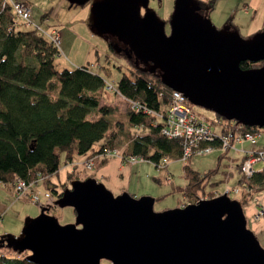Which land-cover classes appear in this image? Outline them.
Returning <instances> with one entry per match:
<instances>
[{
    "label": "water",
    "instance_id": "water-1",
    "mask_svg": "<svg viewBox=\"0 0 264 264\" xmlns=\"http://www.w3.org/2000/svg\"><path fill=\"white\" fill-rule=\"evenodd\" d=\"M68 1L81 6L93 0ZM149 2L94 0V26L160 70L163 84L191 104L264 128V65L241 67L264 61V31L244 37L218 28L197 0H175L167 31ZM155 202L127 191L114 194L95 177L76 179L55 201L73 208L74 223L61 224L43 210L26 219L18 236L0 241L31 252L28 259L37 264H264L242 202L228 193L164 211H155Z\"/></svg>",
    "mask_w": 264,
    "mask_h": 264
},
{
    "label": "trees",
    "instance_id": "trees-1",
    "mask_svg": "<svg viewBox=\"0 0 264 264\" xmlns=\"http://www.w3.org/2000/svg\"><path fill=\"white\" fill-rule=\"evenodd\" d=\"M197 1L203 14L210 17L213 1ZM48 16L49 12L42 15L43 19ZM15 20L12 7L0 0L1 183L12 186L17 178L26 181L42 179L58 199L70 187L69 182L80 179L79 170L74 168L68 172V184H62L61 190L57 189V184H51L50 177L59 172L61 160L69 163L74 161L75 156L85 155L86 160L94 159V166L101 165L109 158L98 156L107 150H118V140L122 135L127 136L123 161L130 156H140L159 166L166 157H182L183 138L165 135L162 120L155 116L156 112L166 110L164 107L169 104L172 92L163 84L160 70H153L151 63L138 61L130 47L118 40H110L112 54L126 62L125 65L115 64L122 72L116 80L115 91L129 101L139 102L138 110L129 105L124 115H116L114 105L102 104L101 91L106 81L100 73L93 72L87 66L58 69L55 58L60 48L35 28L16 29ZM232 29L237 30L235 27ZM263 65L264 61H244L241 67L250 69ZM244 128L253 133H260L262 129L258 126ZM209 144L219 146V141ZM225 157L231 158L232 163L237 160L228 153H222L219 160ZM243 160L244 157L237 164V170L240 173L238 183L246 188L244 201H241L244 205L254 188H264V168L258 167L256 173L246 178ZM218 168L219 165L201 173L185 164L183 196L186 202L193 204L202 198L216 196V191L207 187L219 184L212 181ZM223 173L227 178L234 174L232 169ZM55 201L41 204L42 211L56 206ZM0 242V248L12 251L10 254H0V264H37L28 259L31 252L18 253L8 248L4 241ZM102 264L111 263L104 260Z\"/></svg>",
    "mask_w": 264,
    "mask_h": 264
},
{
    "label": "rangeland",
    "instance_id": "rangeland-1",
    "mask_svg": "<svg viewBox=\"0 0 264 264\" xmlns=\"http://www.w3.org/2000/svg\"><path fill=\"white\" fill-rule=\"evenodd\" d=\"M22 1H26L30 6V19L33 24L27 25L20 22L16 29L31 30L34 29L35 25L42 26L45 29H57L60 32L61 39L60 53L55 58V66L58 69H74L87 66L93 72L100 73L106 81L105 88L101 91L102 104L110 103L116 107V115H124L130 104L124 96L115 91L116 80H118L122 74L115 64L125 65L126 62L121 57L114 56L109 47L110 40L116 42L117 39L104 35L95 28L92 16L94 0L81 6H72L68 0ZM231 1L232 0L214 1L215 10L212 12L210 19L216 27L221 28V25L225 22V13L231 9L229 7ZM256 1L261 2L262 8L252 22L256 27V32L260 33L264 31L262 26V24H264V0ZM174 4L175 0H150L149 7L151 10H154L160 18L170 20ZM253 10L254 9L251 11L255 14L256 12L254 13ZM46 12H49V16L47 19H43L42 15ZM215 14L219 16V19L215 18ZM169 29L170 25L168 23L167 31H169ZM119 45L122 46L120 43ZM124 71H126V67H124ZM109 84H112L114 89H108ZM164 108L168 109V105ZM195 109L206 118L208 123L212 124V127L217 132H221L223 127V125H219L218 121L223 123L228 121L225 118H219L215 112L203 107L196 106ZM126 137L127 136L122 135L118 140V151L121 152V155L123 154ZM244 146L248 147L249 144L246 143ZM258 146L264 147V128L260 131ZM222 153L223 152L217 151L206 156H193L188 161L182 158H170L167 167L157 166L154 162L149 160H139L131 163L128 160L123 161L122 157L119 155L118 157H121L120 159L122 162L127 163L129 167L131 166L132 168L131 178L129 180L130 189L125 191L137 198L142 196H151L155 198V211H164L180 207L187 201L183 196V187L186 185L185 164L188 163L192 169L201 173L214 169L219 165L218 172L212 177V181L219 182V184L213 187L208 186L207 189L211 188L215 190L216 196H218L226 192L228 187H238V192L231 191L228 195L232 199L244 201L243 193L246 188L243 184L238 183L240 173L237 170V164L243 155L239 153L237 155V160H234L232 163L231 158L227 157L219 160V156ZM112 157H117V155ZM84 159L85 155H77L73 162L77 163ZM88 160L74 165L72 163H66L64 159H62L59 173L50 177V183L53 185L57 184V189L61 190L63 188L62 184H68V172H71L74 168L79 170L80 173L78 177L82 180L86 177L97 176L100 165H93L92 169H88L86 166ZM259 166L261 165L258 164L256 168ZM229 169H232L234 173L231 178H227L223 173L224 170ZM168 175L171 176V181L166 180V176ZM70 183L71 182H69V185ZM40 192H43V189H41ZM52 198L53 200L57 199L56 194L53 192ZM46 202L47 200L44 197L41 198V203L31 202L26 197L17 199L11 184L0 182V203L5 206L6 210L0 224V236L8 234L18 236L22 232L26 219L39 216L42 212L41 204H46ZM261 204L264 205V188H254L252 196L244 202L243 209L247 218L248 227L257 235L264 248V216H257L261 209ZM49 213L58 218L61 224L74 223L76 220V214L72 207L61 208L53 206ZM11 252V250L5 247L0 248V254H10Z\"/></svg>",
    "mask_w": 264,
    "mask_h": 264
},
{
    "label": "built area",
    "instance_id": "built-area-1",
    "mask_svg": "<svg viewBox=\"0 0 264 264\" xmlns=\"http://www.w3.org/2000/svg\"><path fill=\"white\" fill-rule=\"evenodd\" d=\"M4 4H9L15 13V25L20 22L30 25L33 24L31 18V9L26 1L22 0H4ZM35 29L39 33L45 35L51 39L56 46L60 48V32L55 29H45L42 26L35 25ZM108 89H114L112 84L108 85ZM129 101V100H128ZM132 108L139 109V102L129 101ZM158 119L163 122V133L171 138L180 137L184 140V150L182 159L188 161L193 156H202L213 152L215 150H221L225 153L230 150L237 151V144L249 143L250 148L241 149L243 153V173L246 178L251 177L258 168L256 166L260 164L264 168V148H258L259 134L246 130V125L237 122L235 120H228L223 123L218 121L219 125H223L221 132H217L212 127V124L208 123L196 109L191 105L187 97L180 91L172 90L170 94V102L168 109L155 113ZM219 141V146L209 144L213 141ZM203 143H206L203 145ZM121 156V152L118 150H107L105 153L98 156V158H110L112 156ZM120 157V158H121ZM123 159V157H122ZM131 163L139 160H146L140 156H130L127 159ZM126 160V161H127ZM169 164V158L166 157L159 163L160 167H167ZM94 165V159L90 158L86 163L88 169H92ZM259 166V167H261ZM167 181H171L170 175L166 176ZM43 184L42 179H36L32 181H26L23 178H17L12 186L17 199L28 198L31 202L41 203V198L44 197L47 201L53 200L50 190L40 192L38 186ZM231 191L238 192V187L227 188L226 193L230 194ZM191 204L185 202L182 206ZM258 217L264 216V205L261 204ZM1 222V219H0Z\"/></svg>",
    "mask_w": 264,
    "mask_h": 264
},
{
    "label": "crops",
    "instance_id": "crops-1",
    "mask_svg": "<svg viewBox=\"0 0 264 264\" xmlns=\"http://www.w3.org/2000/svg\"><path fill=\"white\" fill-rule=\"evenodd\" d=\"M200 1H203L205 3H208L209 1H213V9L210 12V16H211L212 12L215 10L214 9L215 0H200ZM229 7L231 9L227 11V13H225V18H224L225 20L223 19L225 22L221 25V28L232 29L233 27H235L240 33L244 34L245 36H253L255 33H257L256 32L257 30H255L256 27L253 25L254 23L252 22V20L256 18L257 13L261 10L262 8L261 2H258L256 0H249V1L248 0H232L229 3ZM252 9H254L253 10L254 13L256 12L255 14L252 13L251 11ZM215 18L219 19V16L215 14ZM262 26L264 28V24H262ZM246 143L237 144L236 145L238 149L237 151L230 150L225 153H228L231 156H234L237 158L238 157L237 155L239 153L243 155V153L241 152L242 148L247 149L251 147L249 143H248L249 146L245 147L244 145ZM217 151L221 152V150H215L208 154H212ZM208 154H205L202 156H206ZM85 160L86 159H84L83 161H79L77 163H74L73 161L69 163L77 165L79 163H83ZM131 171H132L131 166L129 167L127 163H123L122 160L117 156V157L109 158L108 160H106V162L101 164L99 171L97 173V176H94V177L97 178L98 181L103 182L115 194H120L123 191L130 189L129 180L131 178ZM41 189H43V192L48 190L47 186L44 184H41L38 186V190L40 191ZM54 201L55 200H52L51 202L47 201L46 204L54 203ZM5 211H6L5 206L0 203L1 222H2L3 214Z\"/></svg>",
    "mask_w": 264,
    "mask_h": 264
},
{
    "label": "flooded vegetation",
    "instance_id": "flooded-vegetation-1",
    "mask_svg": "<svg viewBox=\"0 0 264 264\" xmlns=\"http://www.w3.org/2000/svg\"><path fill=\"white\" fill-rule=\"evenodd\" d=\"M150 8V7H149ZM146 9L142 8V12L145 13Z\"/></svg>",
    "mask_w": 264,
    "mask_h": 264
}]
</instances>
